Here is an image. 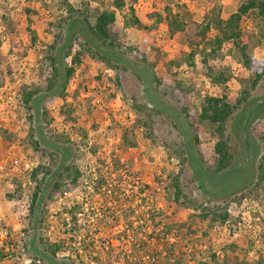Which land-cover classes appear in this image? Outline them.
Returning a JSON list of instances; mask_svg holds the SVG:
<instances>
[{
  "label": "rangeland",
  "instance_id": "374dc122",
  "mask_svg": "<svg viewBox=\"0 0 264 264\" xmlns=\"http://www.w3.org/2000/svg\"><path fill=\"white\" fill-rule=\"evenodd\" d=\"M244 1L128 0L116 8L113 0H0V222L14 232V246L32 240L47 254L57 250L59 259L74 252L63 246H92L102 264H126L127 256L129 264H142L148 259L133 257L129 237L139 229L167 234L158 250H173L170 264L178 262L174 256L182 264H264V187L256 185L264 112L252 114L256 106L264 110V76L250 89L252 75L240 50L264 62V22L245 17L239 44L227 41L207 65L203 54H193L210 53L214 45L196 47L177 29L180 22L212 21L218 12L227 19ZM102 8L117 15L107 42L93 39L87 26ZM217 33L212 27L208 40ZM87 41L93 50L73 64L65 83L67 66L77 51L88 49ZM219 71L228 75L226 83L213 80ZM27 89L37 91L32 109L24 101ZM208 95L232 104L246 96L225 125L235 157L224 170L217 169L219 134L204 123L196 136L191 123L190 114H199ZM58 145L68 151L67 162ZM93 148L120 157L124 184L118 188L129 195L122 196L124 205L73 181L76 167L86 177L93 172ZM36 166L42 168L34 181ZM158 175L178 177L189 208L176 216L174 190L164 191ZM115 180L108 192L117 189ZM55 183L63 192L51 198ZM39 185L43 195L34 203ZM15 190L20 195L10 199L7 192ZM75 201L84 203L76 222L66 211ZM195 209H226L232 216L226 223L212 216L199 221ZM154 216L155 222L145 223Z\"/></svg>",
  "mask_w": 264,
  "mask_h": 264
},
{
  "label": "trees",
  "instance_id": "16d2710c",
  "mask_svg": "<svg viewBox=\"0 0 264 264\" xmlns=\"http://www.w3.org/2000/svg\"><path fill=\"white\" fill-rule=\"evenodd\" d=\"M128 0H113L114 5L116 8H122L127 4ZM252 17L253 18H259L264 22V0H245L238 9L233 12L227 19L221 18L220 12L212 19V21L207 22H197V21H191V22H180L177 26L178 30L184 31L186 34L187 39L194 44L196 47L204 46L206 43L213 44V48L210 50V53L207 52V48H204L202 51L195 52L193 56L197 54H203L202 61L205 65L208 64V61L210 58L215 57V55L218 53V51L222 50L225 46L226 42L229 40L236 41L237 43L243 36V30H242V21L245 17ZM116 12L114 10H108L106 8L100 9L96 15H95V21L94 23H91L90 21L87 22V26L89 29V32L93 34L95 40L107 42V40L110 38V29L111 24H113L116 20ZM135 24L140 26L141 22L136 18ZM212 27L216 29L218 32L214 35V38L212 41L208 40L210 37V33L212 30ZM83 28H81L82 30ZM72 30V27H69V32ZM86 30V29H84ZM88 37V36H87ZM239 44V43H238ZM88 49L82 48L81 50L77 51L73 57H72V65L74 63H80L83 57L86 55L87 52L92 51V46L90 41H87L86 43ZM56 44H53L50 46L51 51L53 52L56 48ZM72 44H70L69 52L67 55L71 54L72 51ZM95 48V47H94ZM96 52L99 50L95 48ZM241 50V56L243 59V64L245 65L246 69L251 73L252 75V81L250 85V89H255L257 87V84L261 80V78L264 76V62L261 60H258L255 56L249 55L244 47H240ZM206 51V52H204ZM206 53V54H204ZM107 60V59H106ZM52 67H53V78L58 77L57 67L55 66L54 59L51 58ZM110 63V60L108 61ZM211 70V69H210ZM75 72V67L73 66H67L66 68V80L65 83L73 77ZM213 75L216 73L213 77V80L218 83H226L228 80V75L223 72H212ZM64 83V84H65ZM50 83V85H52ZM61 89H65V85H62ZM37 94V91L35 90H25L24 92V101L27 105H29V108L32 109V103L34 101V98ZM250 94V92H248ZM246 97V96H245ZM244 97V99H246ZM244 99H239L237 101V104H232L226 97H221L217 95H208L205 97V99L202 102L200 112L197 115L190 114L191 116V123L192 126L195 129L196 136L197 131L201 128V125L206 123L211 128H213L220 136L218 142L215 144V153L218 155V170H224L227 169L233 162V159L235 157L234 152H232L231 147L227 140L225 139V125L228 119L233 114L234 110L242 103ZM260 103L264 104V98H261ZM259 103V104H260ZM252 112V114L260 115L264 112V110H259L258 106H256ZM189 116V118H190ZM32 118V117H31ZM125 139H127V134H125ZM9 142H12L8 140ZM37 143V142H36ZM35 148L38 149V145L35 144ZM59 150H62L64 152V160L67 162L69 159V153L65 147L56 146ZM41 150H36V154H38ZM93 153L96 155L97 159V165L94 168L93 172L86 177L83 170L79 168H75L74 175H73V181L75 183L79 182L84 186V188L92 187V192L95 194H100L105 197H114L118 198L117 203H120V206L124 205L125 202L121 201L122 196L128 197V194H125L122 192V188H118L123 186L124 184V178L121 174L122 169V163L119 160V156H108L107 154H104L103 152H99L97 148H93ZM72 167V166H71ZM70 166L66 167V172H69L71 169ZM75 167V166H74ZM42 166H36V169H33L32 172V178L34 181L37 179V175L40 172V169ZM111 178H116L114 188L110 189L109 192L107 191L108 186L111 185ZM46 178H43L40 182L41 184H44ZM157 184H159L164 191H169L170 189L174 190L175 198H174V206L176 211V216L178 212L183 208H189L188 204H191L188 198L186 201H181L183 198V191L181 189L178 177H168L163 180V178L158 175L157 179L155 181ZM121 183V185L119 184ZM263 184V185H262ZM86 185V187H85ZM92 185V186H90ZM257 187L261 186L264 187V156L262 157V161L258 167L257 172ZM142 189V188H140ZM84 190V189H83ZM82 190V191H83ZM143 190V189H142ZM17 190H15L16 192ZM63 192L62 191V185L60 183H55L53 192L50 193V197L54 198L57 194V192ZM43 195L42 188L39 185L37 190L35 191L33 195V201L34 203L37 202L40 198V195ZM20 195V193H14V192H7V195L10 199H13V197ZM108 199V198H106ZM128 199V198H127ZM129 201V200H128ZM67 213H71L75 216H72V219L74 222L77 221L78 218H76V215H81L83 213L84 209V203L80 201H75L66 208ZM192 210L194 208L192 207ZM194 215H196L199 218V221H204L208 217L212 216L211 220L217 221L219 220L222 223H226L230 221V218L232 214L228 212V210L225 209V211L220 212L217 210H204L203 212H200L199 210L195 209ZM132 213H134V210H132ZM198 213V214H197ZM147 220V221H146ZM145 220V223L147 222H155L156 217L148 218ZM134 221V220H133ZM133 221L132 219L128 220L126 227L128 229L133 228ZM142 228V227H141ZM140 228V229H141ZM134 234L130 235L129 237L132 239V245L134 246V249L132 251V255L134 258L138 257L139 255H143L144 259H148L147 262L142 264H170L173 261L170 257V254L172 253V249L166 248L167 252H160L158 249L159 245L163 239L164 236L167 234H163L164 236L159 235L160 232L152 231V232H142L139 229L133 230ZM128 235V234H126ZM69 239H73V237H68L64 239L65 242H69ZM155 239L157 240L155 242ZM166 239V238H165ZM86 240H84V243ZM35 243V240H34ZM92 242H90L91 244ZM81 244V242H80ZM165 245V243H164ZM110 248L112 251L114 248ZM83 249H87L90 251L92 249V246H83ZM55 252V249H52V253ZM175 253V252H173ZM49 254H51L49 252ZM92 258L97 260L100 257L95 255L94 253L91 254ZM129 256L126 258V264H129ZM176 257V260L178 259V262H174V264H182L183 258L180 256H174ZM49 260L51 259L50 256H48ZM97 258V259H96ZM80 260L83 261V258L79 257ZM52 264H60L55 262L51 259ZM61 264H67L66 262H62ZM207 264V263H203Z\"/></svg>",
  "mask_w": 264,
  "mask_h": 264
},
{
  "label": "built area",
  "instance_id": "2783aa9c",
  "mask_svg": "<svg viewBox=\"0 0 264 264\" xmlns=\"http://www.w3.org/2000/svg\"><path fill=\"white\" fill-rule=\"evenodd\" d=\"M69 219L71 220V218L67 220L68 225L71 224ZM21 234L24 237L25 232H21ZM14 235L7 224L0 222V264H52L51 259L60 264L62 262L67 264H102L92 258L93 249L88 251L76 245L63 246V249H72L74 252L71 256L67 254V256L59 259L57 250L54 253L49 254L48 252L47 254L45 248L38 250V245L33 244L32 240L30 242L21 240L20 244L14 246ZM48 256H50V260ZM79 257L83 258L84 262Z\"/></svg>",
  "mask_w": 264,
  "mask_h": 264
}]
</instances>
